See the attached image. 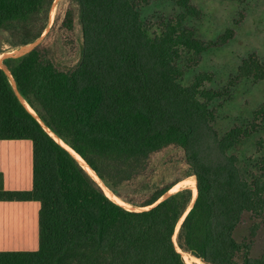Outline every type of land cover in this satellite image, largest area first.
Listing matches in <instances>:
<instances>
[{
  "label": "trees",
  "instance_id": "obj_1",
  "mask_svg": "<svg viewBox=\"0 0 264 264\" xmlns=\"http://www.w3.org/2000/svg\"><path fill=\"white\" fill-rule=\"evenodd\" d=\"M54 1L0 0V32L14 41L13 47L34 42L48 26ZM70 1L78 9L82 38L73 68H57L38 46L4 61L26 104L109 191L133 207L152 205L180 180L145 185L148 191L140 200L120 188L147 172L152 154L180 147L186 177L194 176L197 188L176 233L180 250L204 264H264V254L250 258V245L233 237L244 213L264 221V157L259 175L248 184L234 156L227 155L257 127H235L218 139L209 125L213 114L208 105L220 94L200 90V76L187 87L179 82L182 54L198 58L208 48L182 26L198 10L190 0H177L176 19L150 36L132 0ZM62 25L72 29L70 10ZM233 36L227 30L213 45ZM244 79L264 80V66L255 55L243 60L224 94ZM254 114L259 118L263 108ZM0 140H29L33 154L31 190H0V201L40 205L38 249L0 252V264H186L173 236L192 190L181 189L148 211L115 204L19 103L1 70ZM257 230L251 229L250 238Z\"/></svg>",
  "mask_w": 264,
  "mask_h": 264
},
{
  "label": "rangeland",
  "instance_id": "obj_2",
  "mask_svg": "<svg viewBox=\"0 0 264 264\" xmlns=\"http://www.w3.org/2000/svg\"><path fill=\"white\" fill-rule=\"evenodd\" d=\"M132 1L150 36L159 34L161 24L175 20L180 13L177 0ZM190 4L198 10L199 15L186 16L182 26L193 30L194 38L204 42L208 48L198 58L193 53L182 54L177 61L179 82L183 87H187L200 76V90L220 94L208 105L213 114L209 125L218 139L223 138L235 127H252L253 123L256 125L255 133L241 137L227 152V155L234 156L240 178L251 184L253 178L260 173L259 162L264 157V114L253 118L254 112L261 108L264 110V80L254 82L244 79L227 91V95L223 91L243 60L250 55H255L264 66V0H245L243 4L232 0H190ZM68 10L73 16L71 30L62 25ZM50 12L48 26L37 46L42 49L44 59L52 61L63 71L69 70L80 59L82 38L78 9L70 0H56ZM227 30L234 32L233 38L221 46L213 45ZM13 42L6 33L0 32V70L8 79L14 93L15 82L10 78L12 75L3 60L22 54L30 44L13 47ZM24 108L32 114L28 107ZM30 110L33 111L31 108ZM183 154V150L175 145L152 154L147 172L121 187L120 191L123 195L140 200L143 193L148 191L145 185L151 188L180 180L173 187L178 190L189 188L183 183L189 178L186 177L188 166ZM190 178L195 180L196 186V178ZM192 193L194 194L193 190ZM119 200L125 208H137ZM253 227L258 230L255 231L254 238H250ZM233 237L238 243L245 241L250 245V258L259 259L264 254L263 220L254 218L250 213H244ZM240 261V258H237V263H241Z\"/></svg>",
  "mask_w": 264,
  "mask_h": 264
},
{
  "label": "crops",
  "instance_id": "obj_3",
  "mask_svg": "<svg viewBox=\"0 0 264 264\" xmlns=\"http://www.w3.org/2000/svg\"><path fill=\"white\" fill-rule=\"evenodd\" d=\"M32 166L29 140H0V190L30 191ZM39 208L35 201H0V252H34L38 249Z\"/></svg>",
  "mask_w": 264,
  "mask_h": 264
},
{
  "label": "water",
  "instance_id": "obj_4",
  "mask_svg": "<svg viewBox=\"0 0 264 264\" xmlns=\"http://www.w3.org/2000/svg\"><path fill=\"white\" fill-rule=\"evenodd\" d=\"M56 2V0L54 1V3ZM54 3L52 4V8H53V5H54ZM51 8V9H52ZM51 11V10H50ZM50 14H51V12H50ZM42 38V36L40 37V38H38L37 40H35V42H32L33 44H31L30 43V46H28V48H27V50H24V52H22V54H16V55H13V56H11L10 58H18V57H21V56H23V55H25V54H27V53H29L30 51H32L36 46H37V43L40 41L39 39H41ZM16 56V57H15ZM18 56V57H17ZM10 78L12 79V81H13V83H14V80H13V77L12 76H10ZM14 93H15V96L17 97V99L19 100V102L24 106V107H26L25 106V104H26V102L24 101V99L22 98V96L20 95V93L18 92V90H17V87H16V84H14ZM33 117H34V119L39 123V125L42 127V129L51 137V138H53V140L56 142V143H58L63 149H65L78 163H79V165L85 170V172L92 178V176L88 173V171L80 164V162H79V160L74 156V155H76V156H78L72 149H70L67 145H65L57 136H55L45 125H44V123L38 118V116L37 115H33V114H31ZM60 141V142H59ZM61 143H63V145L61 144ZM79 157V156H78ZM79 159H81L80 157H79ZM82 160V159H81ZM83 161V160H82ZM84 162V161H83ZM85 163V162H84ZM87 166V165H86ZM88 167V166H87ZM89 168V167H88ZM90 169V168H89ZM91 170V169H90ZM97 177V176H96ZM98 178V177H97ZM95 182H96V184L102 189V191L104 192V194L107 196V194H106V191H108V192H110L113 196H114V198H116L120 203H122L111 191H109L103 184H102V182H101V184H102V186L104 187H102L94 178H92ZM99 179V178H98ZM174 189H175V187H173V188H171L170 190H168L167 192H165L156 202H154L152 205H150V206H147V207H144V208H140V209H137V208H135V209H133V208H125L124 207V204L123 205H121V204H119V203H116L115 201H113L112 199H110L108 196V198L112 201V202H114L115 204H117V205H119V206H121V207H123V208H125V209H127V210H130V211H148V210H150V209H152V208H154L155 206H157L159 203H161L162 201H164L165 199H167L169 196H171V195H173V194H175L176 192H178V191H180V190H176V191H174ZM196 194H197V190H196ZM194 197V196H193ZM195 199H196V196H195V198L193 199L192 198V201H191V203L189 204V206H188V208H187V210H186V212H185V214L183 215V217L180 219L181 220V223H182V221L184 220V218H185V216L187 215V213L191 210V208L193 207V205H194V202H195ZM179 223V222H178ZM181 223H180V225H181ZM178 225V224H177ZM180 225H179V227H180ZM179 227H178V229H179ZM176 228H177V226H176ZM178 229H177V231H178ZM176 230H175V238H176V232H177ZM174 236H173V242H174V246H175V249H176V251L178 252V253H180L181 254V256H182V258H183V260H184V262H185V259H184V257H183V253L184 252H182L181 250H180V248L178 247V245H177V243H176V241H174Z\"/></svg>",
  "mask_w": 264,
  "mask_h": 264
},
{
  "label": "bare ground",
  "instance_id": "obj_5",
  "mask_svg": "<svg viewBox=\"0 0 264 264\" xmlns=\"http://www.w3.org/2000/svg\"><path fill=\"white\" fill-rule=\"evenodd\" d=\"M25 49V48H24ZM25 106H26V108L33 114L34 112L33 111H31L30 110V107L27 105V104H25ZM34 115V114H33ZM60 142V141H59ZM62 145H63V143H61ZM78 160H79V162H80V164L88 171V173L92 176V178H94L101 186H102V184H101V182L99 181V179L96 177V174L92 171V170H90L87 166H86V164L81 160V159H79V157L78 156H76V155H74ZM185 185H187V186H189V188L190 189H192L193 191H194V194H193V199L195 198V196H196V186H195V180L193 179V178H188V179H186L184 182H183ZM103 187V186H102ZM177 187V186H176ZM104 188V187H103ZM176 190H178V188H175V190L174 191H176ZM106 194H107V196H109V198L110 199H112L113 201H115V202H117V203H120L116 198H114V196L110 193V192H108V191H106ZM122 204V203H121ZM180 223H181V221H180ZM180 223L178 224V226H177V229H178V227H179V225H180ZM177 231V230H176ZM174 238H175V236H174ZM183 257H184V259H185V263L186 264H203L199 259H197V258H195V257H193V256H191V255H189V254H186V253H183Z\"/></svg>",
  "mask_w": 264,
  "mask_h": 264
}]
</instances>
